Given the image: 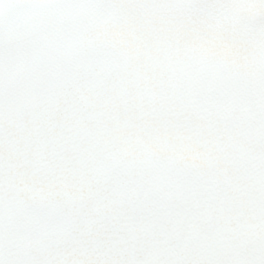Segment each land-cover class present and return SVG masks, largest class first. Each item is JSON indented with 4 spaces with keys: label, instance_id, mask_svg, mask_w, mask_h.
Here are the masks:
<instances>
[{
    "label": "snow or ice",
    "instance_id": "1",
    "mask_svg": "<svg viewBox=\"0 0 264 264\" xmlns=\"http://www.w3.org/2000/svg\"><path fill=\"white\" fill-rule=\"evenodd\" d=\"M0 264H264V0H0Z\"/></svg>",
    "mask_w": 264,
    "mask_h": 264
}]
</instances>
